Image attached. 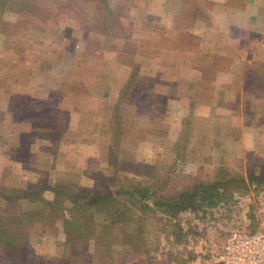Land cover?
I'll return each mask as SVG.
<instances>
[{"label":"crops","instance_id":"0c3cea01","mask_svg":"<svg viewBox=\"0 0 264 264\" xmlns=\"http://www.w3.org/2000/svg\"><path fill=\"white\" fill-rule=\"evenodd\" d=\"M61 1L68 2L75 8L78 7L79 0ZM115 5H119L115 11L122 12L128 19L139 24L140 27L135 26L137 33H133L136 40H128L122 33L121 38H114L115 33H111L102 27L91 25L90 31L99 36L96 41L99 43L108 41V43L99 55L94 56L90 61L85 63H88V65H84L85 69H90L94 72L93 76H95L93 82H90L88 87L85 86L87 89L82 87L81 84L67 87L64 83H72L73 80L65 81V74L61 73L63 71L53 68L51 64L52 62L63 64L64 62L77 61L78 65L82 66V51L92 52L85 49L87 37H82L81 42L70 40L69 43L68 39L70 38L68 37L71 35L70 32L68 37H63V39L58 36V40L62 39L63 41H56L57 37L55 35L53 38L41 37L36 40L31 39L27 41L28 44L24 50V54L20 56L21 60H18L19 57L10 54L4 47V42H2L4 36L0 34V61L20 62L26 65L24 69L18 70L17 79L12 81L11 93L9 94H12L15 89H19V91H22L21 94L26 95L30 100L43 102L41 109L49 106L46 104L49 101V95H55L58 100L55 101L56 103L53 108L57 113V125L60 127L62 125L63 127L62 131L60 129L51 130V132L55 133L53 139H49L47 136V138L41 139V136H37L36 131L31 129L30 123L24 122L20 126H15L17 127L15 128L16 131L26 132L30 136L29 143L25 147V153L28 156L27 160L23 161L14 158L16 166H12L17 172H15L16 176H12L13 180H16L19 185L27 190H34L38 182L42 181L46 185L71 183L78 191L86 193L94 191L92 188L93 179L90 175H92L93 171L99 170L97 168L102 156L94 153L89 154L88 152L90 151H87L86 155H81V153L79 155L76 149L81 150L85 146L88 148L87 145L89 143L81 144V142H97L96 140L102 142L109 140V136L106 135L103 138L99 136V133L101 130L104 132L108 131V128L104 126L110 125L111 114L116 101H118V90L130 75L133 65L137 66L136 75H139L141 79H146L150 84V86L148 85V90L150 91H141L140 93L137 90V92L135 90L132 91L136 100L139 98L137 95L150 94L151 102L148 107L150 111L149 115L152 118L148 122L150 127L162 128L165 131L169 129L168 122L163 121L165 107L167 108L166 101H170L167 99L166 94L170 95V98H173L174 95L178 97L182 94V90H184L185 98L182 99V102L186 110H188V104H192L190 107V114L193 115V117L191 116L192 121H190V142L197 143L194 148L190 146V152L186 151L184 152V156L181 155V159L185 161L181 164V168L178 166L181 172H187L183 169L182 165L188 164L190 166V173H197L198 163L207 158L206 151L212 150L210 148L215 149L218 147L217 149H219L222 147L221 144L227 140L229 141L230 136L225 137L229 126L238 127L237 132L241 130V132L239 131L241 135L238 140L240 145L243 140L248 138L247 141H249L248 145L250 149H246L243 145L242 149L240 148L238 151L241 154L255 152L252 144L256 140H259L258 136L255 135H257L260 129L258 127L264 124V117L259 114L260 122L258 125H254L255 127L253 128L244 126L245 122L244 124L242 123L243 125H239L241 122L234 121V118L236 120L239 119V115L244 117L243 110L246 107H255L256 110L264 108V79L259 76L261 72L253 64L254 60L264 62V1L124 0L122 3ZM61 26H67L70 29L73 27L68 23L61 24ZM93 27L103 29V31L96 33L92 30ZM137 38H140V41H137ZM161 42L162 47H160ZM56 44L57 46L58 44H62L65 47L70 46L65 48V52L60 53L61 49L53 51ZM166 44H170L175 51L171 48L169 49V46L164 48ZM141 48L142 50H140ZM180 50L186 52L185 60L190 64V68H188L190 70V78L183 82L178 81L177 78H173V75L175 77L173 72L167 75V72L162 74L158 71L162 66L159 62L165 57L166 53L169 54L171 51L176 53ZM155 53H157V56H155ZM171 58H173V53L171 54ZM4 76L5 71L0 68V79ZM169 76L172 77L170 78ZM60 78L63 82H60ZM237 81H241L239 86L242 88V91L252 88V92L258 96L257 102H251L249 106V104L244 105V101L243 103L239 102L241 101L240 96L232 99L231 92L234 91L233 87L236 89L234 85L238 83ZM50 83L56 85L51 87ZM205 86L207 87L206 91L203 89ZM162 87L168 88L166 91H163ZM211 89L214 90L211 91ZM220 91L228 104H225L227 106L214 100L215 94L220 93ZM90 93H92V96L88 95ZM4 94L6 95V93ZM0 100H3V98L0 97ZM228 112L233 120L225 123L221 119H224ZM143 117L145 118L146 116ZM10 125L14 126L16 124L11 120ZM84 125H88L89 130L84 128ZM46 132H49V130ZM140 132H142L141 136L138 134L140 141L149 142L151 140V138L144 140L146 131ZM68 134L73 135L69 136ZM55 141L57 143L54 144L53 142ZM168 141L173 143L176 139L174 137L168 138ZM211 142L214 144H211ZM89 147H91L90 144ZM198 149L203 151H198ZM222 149L224 150V148ZM228 154L225 157L231 156ZM49 157H56L60 161L56 162L57 165L51 164L52 160ZM118 162L115 169L120 174L132 175L134 169L140 170V172H147L142 167L147 166L153 174H159L161 177L164 176L166 191L178 189V172L176 167L167 172L168 170L164 171L152 168L150 164H147L148 162H143L136 157H120ZM1 164L2 162L0 163V168L2 169ZM94 166L98 167L95 168ZM167 173H170L169 178H167ZM3 175L1 173L0 178ZM169 179H172V181H169ZM107 180L109 181V178ZM5 187L6 184L0 180V188ZM115 203L121 208H125L126 196L119 195L115 198ZM7 205L16 207L15 213L12 212L13 214H17L20 210L19 206L15 203H7L5 206ZM248 205L244 206L240 216H238L241 221L243 220V225H246L248 214L253 213V206ZM193 212L198 213V211ZM229 213L226 206L223 205L222 209H218L216 206L206 211L204 216L211 214L212 220H215L219 216V221L227 222L230 216H232ZM187 214L189 213L187 212ZM52 225L54 227L49 225L50 227L47 226L45 228L41 226V229L38 227L33 228L31 230V238L43 239L40 243L48 244L50 241L52 242V238L48 237L47 232L54 231L58 235L56 239L60 240L61 232L58 223ZM155 225L154 221L150 219L143 221L144 236H142V239H139L140 247H135V244H137L135 237L132 236L131 239V236H129L130 240L127 239L128 235L125 232L124 224L118 226L120 232L114 234L116 236H125L127 245H124V247L126 248L125 250H128L127 254L130 255L132 253V255L138 256L133 258L132 262H128L129 264H140V260H146L148 256L152 264L216 263L213 259H215L217 252L212 257L211 262L203 256L208 248H218L223 242L218 240L213 233L208 232L209 236H205L206 238L201 236L192 238L191 244L193 245V250L191 251L189 233L186 235V239L189 241L188 246L186 245V248L184 247L180 250H175L172 245L171 247H167L162 242L164 238L163 233H158L157 238L160 239V242L156 243L155 249L154 247L150 249L146 232L151 233L153 231V234L156 233ZM182 228L185 231L187 229L186 226ZM166 238H168L167 241L169 243L172 241L170 235ZM31 246L34 255H39L36 257H40L39 261L41 260V264H58L57 262L61 257L60 251H62L60 245L55 246L52 244L48 253L44 250L46 248L44 245H36L39 249L42 247L40 253L36 251L34 245L31 244ZM81 263L91 264L88 260H82ZM105 264L116 263L110 259L106 260Z\"/></svg>","mask_w":264,"mask_h":264},{"label":"trees","instance_id":"16d2710c","mask_svg":"<svg viewBox=\"0 0 264 264\" xmlns=\"http://www.w3.org/2000/svg\"><path fill=\"white\" fill-rule=\"evenodd\" d=\"M30 1L42 9L41 17L38 15L39 21L35 22L39 36L43 32L48 34L49 38L62 34L61 24L68 23L73 26L72 31L76 35H70L69 43L70 40L81 42L82 37L97 40L99 36L90 31V26L94 24L110 32H123L128 40H136L133 33H137L135 26L139 24L126 16L120 18V14L115 11V4L124 0H80L77 8L61 0ZM17 7L16 0H0V34L4 36L2 40L4 47L21 60L20 56H23L26 49L23 42L30 41L31 38L19 37V30L25 26L20 19L34 14H28L29 12L20 14ZM52 12H55L57 19L51 23V27L44 29L41 23L49 19ZM66 19L68 20L65 21ZM40 38L36 37L35 40ZM32 39L34 40V37ZM137 41H140V38H137ZM103 43H100V49L106 48L107 43ZM91 54L83 50L82 61H90L93 58ZM138 54L141 55L140 52ZM72 62L78 64L77 61ZM6 63L10 62L6 61ZM69 67L77 66L70 64ZM131 69L130 75L118 90V101L111 114L113 138L100 149L102 156L100 161L104 164H101L98 171L90 172L93 192L78 191L71 183L46 185L42 181L38 182L34 190H27L14 181L12 184L8 183L4 189H0V264H33L35 260L39 261L31 246L32 239L35 241L39 238H31V230L37 227L40 229L50 227L49 225L54 227L52 225L54 223H58L61 232L60 240H55L54 243L55 246L60 245L62 248L58 264H82V260L86 259H89L91 264H105L106 260L110 259L116 264H129L128 262H132L131 260L138 256L132 253L128 255V250L124 247L127 245L125 236L118 237L114 234V229L118 225L124 224L126 233L139 241L144 235L143 221L152 219L156 223V234L163 233L165 238L172 235V242L182 243L188 232L183 230L178 221V213L200 210L203 214L205 210L228 203L235 193L243 195L248 192L249 187L257 188L264 184L263 166L246 165L242 171L239 163L232 162L231 168L225 159L227 154L225 152H220L218 155L219 175L216 178L205 175L208 173H204L202 164L205 167L210 162L205 159L202 164L198 163L197 173L180 172L178 189L169 194L165 192L166 182L155 181L148 173L134 169L132 175L120 174L115 169L116 164L119 163L118 159L135 157L133 150L126 148L122 141L129 136V131L123 128L124 124L131 125L135 121L131 122L123 118V113L126 109L132 116L145 113L146 103L149 101L146 94L137 95L140 99L136 100L130 91V88L135 87L133 83L136 81L137 66L133 65ZM17 74L18 72L14 76ZM21 93L22 91L15 89L12 94L0 95L3 98L0 102V136L3 143L6 142V136H10L11 142L17 144L22 140H29L30 136L26 132H18L15 129L17 128L15 126H20L24 122L30 123L31 129L35 130L41 139L47 137L53 139L52 129L63 130L62 125L60 127L56 120L53 121L55 109L51 106L52 111L41 113L43 102L32 101ZM214 97L217 103L227 104L221 91ZM48 99L46 103L50 105L52 98L48 97ZM191 105L188 104V113L184 115V125L190 122ZM30 110L31 112L27 113ZM22 111L26 113L23 114ZM243 111L246 124H259L261 111L258 112L255 107H246ZM48 117L49 121H47ZM11 120L16 125H10ZM48 130L49 132H46ZM237 130L238 127L229 126L225 137H229L232 133L235 135ZM173 156L176 157L175 162L177 158H182L179 153ZM161 157L163 156L159 158ZM158 161L155 165L162 164L161 160ZM119 195L126 196L125 208L115 203V198ZM7 203L18 205L19 212L17 214L6 212ZM248 218L252 225L246 228L248 231L245 233L259 231L253 227L257 220L254 214L249 213ZM140 264H152V261L146 257V260H140Z\"/></svg>","mask_w":264,"mask_h":264},{"label":"rangeland","instance_id":"374dc122","mask_svg":"<svg viewBox=\"0 0 264 264\" xmlns=\"http://www.w3.org/2000/svg\"><path fill=\"white\" fill-rule=\"evenodd\" d=\"M16 1L18 2L17 9L19 10L20 14H26L27 12H29L28 14H32V13L34 14V15L27 16V17L21 19L25 26H23L24 29L19 30V32H18L19 37L24 36V37H30L31 39L34 37V40L36 37L40 38L41 36L44 38H47L48 34H45L44 32L42 35L40 34L41 36H39L37 34L38 33V31H37L38 26L35 23V22L39 21L38 15L41 17V10L42 9H40V7H38V5L33 4L30 0H16ZM77 5L78 6L80 5V0L78 1ZM119 5H121V4H119ZM119 5H117L115 7V10L118 9ZM39 9H40V12H39ZM117 12L120 14V18H122L125 15L120 11H117ZM56 19L57 18L55 17V12L54 13L52 12V13H50L49 19H46V20L42 19L43 21H42L41 25L44 29L49 28V26L51 27V23L54 22ZM92 26H95V25L92 24ZM62 30H63L62 34L55 35L57 37V38L55 37L56 41H63L62 40L63 37H68L70 32H71V35L76 36L73 33L72 28L70 29L67 26H62ZM92 30L96 33H99V31L100 32L103 31V29L102 30L99 28L96 29L95 27H93ZM113 33H115L114 38H116V37L121 38V33L124 34L123 32H120V31H116ZM58 36H60L62 39L58 40ZM111 37H110V39H111ZM51 38H53V37H51ZM103 42H104L103 44L108 43V41H103ZM113 42H114V39H113ZM23 43H24V46H27V44H28L27 42L26 43L23 42ZM100 45L101 44L99 42H97L95 39H91V38L89 39L88 38L86 43H85V49L92 51V52H90V54L92 53L91 55H92V57H94V56L99 55L102 52V47L100 49ZM167 46H169V49L171 48V49H173V51H175L174 48H172L170 44H166L164 48H167ZM65 48H67V47H65L62 44H58V46L56 44V47H55V49H53V51L55 52L56 50L58 51V49L59 50L61 49V51H59L61 53L63 51L65 52ZM140 50H142V48ZM172 53H173V58H171ZM155 56H157V53H155ZM174 58H175V60H174ZM178 59H180V60H178ZM185 59H186V52L185 51L183 52L180 50L176 53H174L172 51L169 52V54L166 53L165 57L162 60H160V62H159L162 64V66L158 69V71H159V73H162V74H165V72H167L168 73L167 75H170L171 72H173L175 74V77L173 75V78H177L178 81L183 82L186 79L190 78V70H188V68H190V64ZM86 61L85 62L83 61L82 66H79L78 64H76L74 62H64L63 64H60L57 62H52L51 64L53 65V68L63 71L61 73L65 74V79H66L65 81L70 80V79L73 80L72 83H67V82L64 83L67 87H69L70 85L81 84L82 87L86 88L85 86L88 87L90 85V82H93V80L95 79V76H93L94 72H92L90 69H85L84 65L85 66L88 65V63L85 64ZM70 64H76L77 67H69ZM253 64L255 66H257L256 68L261 72L259 76L262 79H264V62H259V61L254 60ZM25 66L26 65L21 64L20 62L12 63V61H10V63H6V61H0V68H2V70L5 71V76L0 79V92L1 93H3V94L4 93H6V94L11 93V83L14 79H16V76H14L15 73L18 72V70H20L21 68L24 69ZM169 77L171 78L172 76H169ZM19 80H21V79H19ZM23 80H25V79H23ZM60 82H63V80L61 78H60ZM240 83H241V81H239L238 83H236V85H234V86H236V89H235V87H233L234 91L231 92L232 99H235L238 96H240L241 101H239V102L243 103V101H244V105L249 104V106H250L251 102H257L256 99L258 96H256L252 92V88H247V90H246L247 92L242 91V88L239 86ZM263 83H264V80H263ZM50 84H51V87H54L56 85V84L53 85L52 83H50ZM60 84H62V83H60ZM133 85H135V87L133 86L132 88L136 89L139 93L141 91H150V90H148V85L150 86V84L146 81V79H141L139 77V75H136V81H134ZM132 88H130L131 92L133 91ZM167 88L168 87H162V90L166 91ZM203 89L206 91L207 87L205 86ZM214 89H211V91ZM242 94L244 97L242 96ZM88 95L92 96V93H90ZM49 97L52 98L50 105L48 104L49 106L47 107L49 109H47L45 107V108L41 109V113H43L44 111H48V110L52 111L50 109L55 105V103H56L55 101L58 100L57 97L53 94L52 95L50 94ZM150 97H151L150 94H147L146 98H148L149 101L146 103L147 104L146 105L147 109L145 111L146 114L142 113V114H139L138 116H134V115L132 116L127 109L124 111L123 118H125L131 122L135 121V123H133L131 125H129L127 123L124 124L123 128L125 130L129 131V134H128L129 136L122 140L123 145H125L126 148L133 150V152L135 153V157L137 159H139L143 162H148L147 164H150V166L152 168H158L159 170H164V171L168 170L167 172H169L170 170L175 169V167H176L177 172H178V177H177V184H178L179 174L181 172L180 166L185 161L183 159L177 158V161L175 162L174 160L176 157L173 155L175 153H177V154L179 153L180 155L184 156V152H186V151L190 152V146L192 148H194V147H196V143H197V142H192V141L190 142V124L191 123L190 122L186 123V125L183 124L184 123L183 122L184 115L186 113H188V110H186L185 105L182 102V99L185 98V93H184V90H182L181 95H179L178 97L174 95L173 98H170V95L166 94L167 99L170 100V101H166L167 102V104H166L167 108L165 107L164 120H163L166 123L168 122V124H169V129H167V131L163 130L162 128L160 129V128H155V127H150L148 125L149 124L148 122L150 120H152V118L149 115L150 111L148 110V107H149L150 102H151ZM254 97H255V99L253 100ZM1 101L2 100H0V102ZM241 110H243V109H241ZM259 111H261V115L264 117V108L260 109V110L258 109V112ZM22 112L24 114L25 111H22ZM30 112H31V110L28 111L27 113H30ZM143 116H146V117L144 118ZM189 116H190V114H189ZM191 116L193 117L192 114H191ZM192 117L190 118L189 121H192ZM49 120H50V118L47 121H49ZM55 120H56V122L58 120L56 112H55V119H53V121H55ZM221 120L224 121L225 123H229V121H232L233 118L230 116V114L228 112L226 117H224V119H221ZM234 121H239V122H241V123H239V125H243L245 122V119L242 115L241 116L239 115V119L236 120L234 118ZM156 122H157V120H156ZM244 126L250 127V128L255 127L254 125H246V124ZM83 127L87 128V130H89L88 125H86V126L84 125ZM104 127H107L108 131L104 132L103 130H101V132L99 133V136L105 138L107 135V136H109L108 139L111 140L113 138V135H112L113 129H112L111 124L109 126L105 125ZM258 128H260V129H259L257 135H255V136H258L259 140H256L255 142H253L254 144H252V148L255 150V152L250 153V154H252L251 157H250L249 153L248 154L247 153L241 154L240 151H238V150H240V148L242 149L243 145L245 146L246 149H250V146L248 145L249 141H247L248 138L246 140H243L241 145L238 143L239 142L238 140L240 139V135H241V133H240L241 130H239L240 132L236 131L235 135H234V133H232L230 135L229 141L227 140L223 144H221L222 147H220L219 149H217L218 147L215 149L210 148L212 150L206 151L207 152V158L206 159L210 160V162L207 163L205 165V167L202 164V162L204 160L201 162L203 169H204V173H208L205 175L208 177H211V178H216L219 175L218 155L220 152H225L227 154L231 153L230 157H228V156H227V158L225 157V159H227V162H228L230 167L233 166L231 164L232 162L239 163L240 166H242L241 167L242 171H244V168L246 165L263 166L264 167V138H263L264 137V124H262ZM140 131H146V134L144 136L145 137L144 140L145 139L147 140L150 138H151V140L149 142L140 141L139 137H138L139 136L138 134H140V136L142 134V132H140ZM51 134H53L55 136V133L52 132ZM68 135L71 136L73 134H68ZM173 137L176 139V141H174L173 143L168 141V138L171 139ZM1 138L2 137L0 136V142H1V145H0V163L2 162V164H1L2 169L0 168V174L3 173L4 175L2 176V178H0V180H2V182H4V184L7 185L8 183L12 184L13 181L16 182V180H13V178H12V176H16V173H17L16 169L14 168L16 166L14 164L15 163L14 158H16V159L18 158V159L23 160V161L27 160L26 158L28 156H26L27 153H25V150H26L25 147H27L29 140L25 139V140H22L20 144H17V142L16 143L11 142L10 136L9 137L6 136V142L5 143H3ZM109 140L102 141V142H99V140H96L97 142L85 141L84 143H82L81 141L75 140V141L81 142V144L89 143L91 146V147H89V144H88L87 145L88 148H86V146H85V147H82L81 150H79L77 148L76 152H78L79 155H80V153H81V155L82 154L86 155L87 151H90V152H88L89 154L94 153V154H97L98 156H101L100 149H102V147H103L102 145L106 144V142H108ZM50 143H52V142H50ZM191 143H193V144L191 145ZM211 144H214V143L211 142ZM211 147H212V145H211ZM79 148H81V147H79ZM222 148H224V150ZM198 151H203V150L198 149ZM197 154H201V153H197ZM236 154H238V155H236ZM79 155H77V156H79ZM160 156H163V157L159 158ZM49 158L52 160V162H50L51 164L54 163L57 165L56 162L60 161V159H57L56 157H49ZM198 158L200 159L199 156H198ZM158 160H161V162H160V163H162L161 165H158V164L155 165L156 163L159 162ZM101 164H104V162L100 161V164H98V166L101 167ZM173 164H175V165L172 166ZM12 166H14V167H12ZM98 166H94V167L97 168ZM178 166L180 168H178ZM182 166H183V169L185 171L190 173V168H189L190 166L188 164H184ZM142 167H144L147 171V172H145V171H142V172L148 173L149 175H152L151 177H153L155 181H158V182L165 181L166 182V180L164 179V176L161 177L159 174H156V175L153 174L150 171L149 167H147V166L146 167L142 166ZM169 167H171V169H169ZM202 173H203V171H202ZM198 175L200 176L201 173H199ZM169 176H170V173H167V178H169ZM30 178H33V177H30ZM170 180L172 181V179H169V181ZM0 189H4V188H0ZM171 191H173V190L166 191V189H165V192L167 194H169V192H171ZM223 205L226 206V208L228 209V212H230L229 214L232 215L227 220V222L219 221V216L215 220H212L211 214L210 215L207 214L206 216H204V213L202 214L200 210H196V211H198V213L193 212L192 210L187 211L189 214H187L186 211L178 213V215H177L178 221L181 223L182 227H185V226L187 227L186 231L190 234V236H189L190 237V251L193 250V248H192L193 245L191 244L192 243L191 240H192V238H194L196 236H201L203 238H206L205 236H209L208 232H211L214 234V236H216V238L218 240L223 241L227 235H229L231 232H233V230H239L241 232H247L248 230L246 228H250V226L252 225L251 220H249V218L246 219L247 220L246 225H243V223H242L243 220L241 221L238 218V216H240L241 210L244 208V206H247V205L253 206L252 212L254 214L255 219H257L256 225L253 226V227H255L254 229L257 228V229H259V231H264V184L261 185L260 187H257V188L256 187H249L248 192L243 194V195H239V194L235 193L234 196L232 197V199L228 203L223 204ZM223 205L222 204L217 205L218 209H222ZM5 208H6V212L15 213L14 211L16 210V207H14L12 205H7V206H5ZM206 211H209V210H205V213H206ZM208 213H211V212H208ZM216 214L218 215V213H216ZM232 218H234V219H232ZM231 219H232V221H231ZM150 220H152V219H150ZM118 226H120V225H118ZM118 226L115 227V229H114V233H116V234L118 232H120L119 231L120 229ZM125 232H126V230H125ZM47 235H48V237L52 238L51 239L52 242L50 241L48 244L40 243V241L43 239H40V240L38 239L35 241L32 239L31 244L34 245L37 252L40 253L41 252L40 250H42V247L39 249L36 247V245L37 246L44 245L46 247V248H44V250L48 253V252H50L52 244L55 243V240H58V239H56V237H58V235H56L54 233V231L47 232ZM127 235H126V237H127ZM146 236H148L147 241H148L149 248L151 249L154 247V249H155L156 243L160 242V239L157 238L158 235L156 233L153 234V231H152L151 233L146 232ZM118 237H122V236H118ZM171 237H172V235H171ZM207 238H209V237H207ZM127 239L130 240L129 235H128ZM131 239H132V237H131ZM162 242L167 247H171V245H172V247H174L175 250H180L184 247L186 248V245L188 246L189 241L185 238L182 243H177V242H172V241L169 243V241H167L164 237L162 239ZM220 245H222V244H220ZM135 247H140V241L138 242V240H137V244H135ZM220 247L221 246H219L218 248H212V247L208 248V250L206 251V253L203 256L207 260H210V262H211L213 259L212 257L215 255L216 252L217 253L219 252ZM206 249H207V246H206ZM40 255H42V254H40ZM216 255H215V259H213V260H215V262H216ZM36 256L38 257L39 255H36ZM148 258H150V257L148 256ZM190 259H191V256H190ZM87 260H88V262H91V261H89V259H86V261ZM38 263L40 264L41 260H40V262L38 260H35L33 264H38ZM198 263L202 264L200 262H198ZM215 264H217V263H215Z\"/></svg>","mask_w":264,"mask_h":264},{"label":"built area","instance_id":"2783aa9c","mask_svg":"<svg viewBox=\"0 0 264 264\" xmlns=\"http://www.w3.org/2000/svg\"><path fill=\"white\" fill-rule=\"evenodd\" d=\"M217 264H264V231L233 230L216 255Z\"/></svg>","mask_w":264,"mask_h":264}]
</instances>
